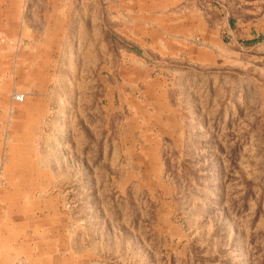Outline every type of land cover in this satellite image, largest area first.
<instances>
[{
    "label": "rangeland",
    "instance_id": "obj_1",
    "mask_svg": "<svg viewBox=\"0 0 264 264\" xmlns=\"http://www.w3.org/2000/svg\"><path fill=\"white\" fill-rule=\"evenodd\" d=\"M15 211L64 264H264V0H0Z\"/></svg>",
    "mask_w": 264,
    "mask_h": 264
},
{
    "label": "crops",
    "instance_id": "obj_2",
    "mask_svg": "<svg viewBox=\"0 0 264 264\" xmlns=\"http://www.w3.org/2000/svg\"><path fill=\"white\" fill-rule=\"evenodd\" d=\"M15 222L7 226H0V264H64L61 257L44 256L42 254L32 255V245L29 239L31 238L30 220L31 214L13 212L11 215ZM20 217L17 221L16 217ZM27 218V219H26ZM28 221V223H27ZM19 241V242H17ZM18 246V247H17ZM20 255H24L23 251L28 252L24 256L26 259L24 263L18 262L11 254L15 256L17 250Z\"/></svg>",
    "mask_w": 264,
    "mask_h": 264
},
{
    "label": "built area",
    "instance_id": "obj_3",
    "mask_svg": "<svg viewBox=\"0 0 264 264\" xmlns=\"http://www.w3.org/2000/svg\"><path fill=\"white\" fill-rule=\"evenodd\" d=\"M23 99H24V96L21 95V94H18V95L15 96V100L18 101V102L23 101Z\"/></svg>",
    "mask_w": 264,
    "mask_h": 264
}]
</instances>
